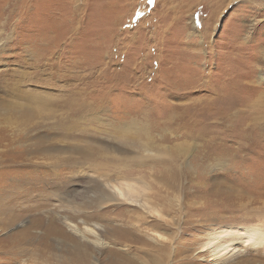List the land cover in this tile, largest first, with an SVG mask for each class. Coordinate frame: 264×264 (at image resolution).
Returning a JSON list of instances; mask_svg holds the SVG:
<instances>
[{
    "label": "rangeland",
    "instance_id": "obj_1",
    "mask_svg": "<svg viewBox=\"0 0 264 264\" xmlns=\"http://www.w3.org/2000/svg\"><path fill=\"white\" fill-rule=\"evenodd\" d=\"M263 73L264 0H0V264H264Z\"/></svg>",
    "mask_w": 264,
    "mask_h": 264
},
{
    "label": "bare ground",
    "instance_id": "obj_2",
    "mask_svg": "<svg viewBox=\"0 0 264 264\" xmlns=\"http://www.w3.org/2000/svg\"><path fill=\"white\" fill-rule=\"evenodd\" d=\"M260 81H264V73L260 75ZM13 90H15V88H13ZM224 97L226 98L227 96H224ZM195 103H198L199 104V102H195ZM241 103H243V102H241ZM65 104H68L67 106L75 105V103H73L72 100L71 101H67V103H65ZM193 105H195V104L192 103V104L188 105V107H186V105H185L184 107H186L187 109H183L184 114L181 112L182 111V109H181L180 112L182 113V116L183 117L185 116L186 119L187 118H190L189 117V114L187 113V111L189 109H191V108L193 110ZM241 105L242 104H239V106H241ZM245 105H246V103H245ZM81 106H82V108L86 109L87 106H85V100L81 101ZM67 108H69V107H67ZM257 113H258V111H257ZM238 115H242L243 118H246V116L244 115V113L241 111V107L238 109V106L236 104L230 103L229 108L226 111H224L223 114H221V118L218 117L219 119H223V121L220 120V121L213 122L212 128H209V130L211 132H214L215 134H217L222 129L220 127V125L223 124L224 127H225V129H226V131L230 135H233V133H234V129L233 128H234L235 124H238V120H236L237 117H238ZM28 116H29V114H28ZM190 116H191V114H190ZM257 116H258V114H257ZM249 117L251 118V120H254L255 123H256L255 117H253L252 115H250ZM261 117H262V115H261ZM171 118H170V120H171ZM262 118H264V116ZM144 120L146 121V124H143V126H142V124H136V123L133 124L132 126H125V125L117 126L114 130H112V134H113L112 137H113V139H116L117 141H118V139H121L120 142L119 141L118 142L121 145H124L123 148H127L128 147V148H132V149H135V150H138V151L142 152V154L140 155V157H138V156H135L134 157L138 161L136 164H138V163H140V162H142V161H144L146 159L154 160V159H158V158H163V159L166 158V161H168L169 163H171V162L172 163L173 162H178V160L180 159V156H181V154L180 155L178 154V153L181 152L180 148L179 147H175V149H169L167 147H163L162 145H160V143L158 141H156L155 135H153V133L151 131L150 123L148 124L146 118H144ZM94 121L95 120H93V122ZM187 123L189 125H186ZM194 123H195V120H192L190 123H189V120H187V122H181V124H179L180 128L183 129V130H185L187 139H191L194 136V134H195L194 133V131H195L194 129L197 128V125L194 124ZM187 126H191V127H187ZM252 127H254V126H252ZM263 129L264 128H262L261 126H259V129L256 128L255 130H252V129L250 130V129H247V128H246V130H243V132H241L242 133L241 140H244V141H240V143H239L240 144L239 149H241V148H244L245 149V148L248 147V145L250 146L251 144L255 143L256 142V139H258V137L262 135L261 133L263 132ZM230 130H233V131H230ZM201 132H202V129H201ZM236 132H238V131H236ZM157 138H159V137L157 136ZM161 139H163V138H161ZM187 142H188V140H187ZM180 146H182V148H183L182 150L185 151L186 150L185 148H186L187 144L186 143H183V145L181 144ZM116 150L118 151L117 153L119 155H121V156L122 155H125V154H128L127 152H123L122 149H116ZM173 150H175V151H173ZM167 158H169V159H167ZM163 176H166V177H178L179 176L178 168H177V170L175 169V166H172V167L168 168V170H166V172L163 174ZM111 188L114 191H118L119 194L121 193V194L124 195V194H126L125 192H127L126 190H123V189H118L117 190V188H113V187H111ZM128 189L130 190V189H133V188L132 187H128ZM241 235H243V234H241ZM252 237H253L252 235L244 236L245 239L242 240L243 238L240 239V237L238 238V236H237L238 239L235 240L236 242L234 241L235 242L234 244L238 243L239 241H240L239 244H241V243H244V244L247 243L248 244L249 242L252 241ZM234 244H231L230 243L227 246L226 245L224 246V245H221V244L219 246V245L216 244L214 246V249L211 251V253H212L211 255L214 257V259H217V257L221 256L220 254H221V252L223 250L224 251H228L229 248H230L229 246H232ZM231 249L232 250H235V252L236 251L239 252V248H237V247H234V248H231Z\"/></svg>",
    "mask_w": 264,
    "mask_h": 264
}]
</instances>
